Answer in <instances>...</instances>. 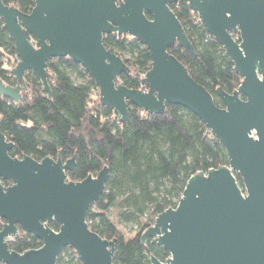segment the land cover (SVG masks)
I'll return each instance as SVG.
<instances>
[{"label": "water", "instance_id": "water-1", "mask_svg": "<svg viewBox=\"0 0 264 264\" xmlns=\"http://www.w3.org/2000/svg\"><path fill=\"white\" fill-rule=\"evenodd\" d=\"M186 1L241 76L232 94L216 89L223 107L167 52L177 43L196 54L170 8L176 0H34L28 14L0 0V20L18 57L11 69L18 83L0 79V94L19 101L26 90L24 75L34 71L50 98L46 63L66 56L94 80L100 104L120 123L128 119L129 104L149 114L163 113L166 104L189 110L222 144L228 165L192 175L177 205L159 213L143 232L142 244L151 238L169 253L164 262L150 256L149 264H264V0ZM109 33L134 37L148 49L146 90L116 83L129 68L104 47ZM88 136L91 143V130ZM12 147L0 131V263L56 264L60 250L71 247L81 264H114V240L102 238L86 222L104 190L108 167L68 181L74 158H14ZM5 180L11 184L3 185ZM19 228L42 245L22 253L10 250L8 239Z\"/></svg>", "mask_w": 264, "mask_h": 264}, {"label": "trees", "instance_id": "trees-1", "mask_svg": "<svg viewBox=\"0 0 264 264\" xmlns=\"http://www.w3.org/2000/svg\"><path fill=\"white\" fill-rule=\"evenodd\" d=\"M3 3L24 14L34 6V0ZM170 8L196 54L177 43L167 52L213 96L216 106L223 107L216 89L232 94L241 76L186 0H176ZM103 45L129 68L116 83L131 89L146 85L140 76L150 69L151 58L144 44L126 34L109 33L103 36ZM15 55L13 41L0 20V79L6 85L18 83L11 74L18 62ZM46 72L50 98L34 71L25 73L21 85L26 90L19 101L0 94V131L13 144L9 155L30 156L37 161L74 158V168L66 176L75 182L95 176L107 166L104 190L86 214L89 228L102 238L114 240V264H149L150 256L164 262L169 253L151 238L142 244L141 235L159 213L177 205L192 175L228 165L224 147L196 115L179 105L166 104L163 113L149 114L129 104L128 119L120 123L110 108L100 104L94 80L70 57L48 59ZM90 130L93 140L88 143ZM235 177L243 189L240 176L235 173ZM2 223L0 219V228ZM47 225L53 230L59 228L55 222ZM8 245L22 253L42 243L19 228ZM56 264L81 263L71 247H64Z\"/></svg>", "mask_w": 264, "mask_h": 264}, {"label": "built area", "instance_id": "built-area-1", "mask_svg": "<svg viewBox=\"0 0 264 264\" xmlns=\"http://www.w3.org/2000/svg\"><path fill=\"white\" fill-rule=\"evenodd\" d=\"M15 59L18 61V57L15 55ZM146 73V72H145ZM145 73H143L140 78L143 80L144 79V76H145ZM144 81V80H143ZM146 84V83H145ZM147 89V86H143L141 85V90H146Z\"/></svg>", "mask_w": 264, "mask_h": 264}, {"label": "flooded vegetation", "instance_id": "flooded-vegetation-1", "mask_svg": "<svg viewBox=\"0 0 264 264\" xmlns=\"http://www.w3.org/2000/svg\"><path fill=\"white\" fill-rule=\"evenodd\" d=\"M5 181H6V180H5ZM7 182H9V181H7ZM9 183H10V182H9ZM10 184H11V183H10ZM10 184H9V185H10Z\"/></svg>", "mask_w": 264, "mask_h": 264}]
</instances>
